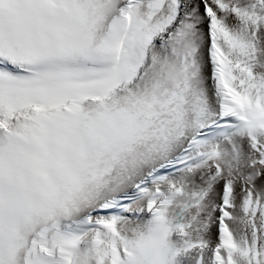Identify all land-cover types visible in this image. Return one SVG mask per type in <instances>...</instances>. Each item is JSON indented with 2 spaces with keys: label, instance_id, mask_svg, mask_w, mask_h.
<instances>
[{
  "label": "snow or ice",
  "instance_id": "1",
  "mask_svg": "<svg viewBox=\"0 0 264 264\" xmlns=\"http://www.w3.org/2000/svg\"><path fill=\"white\" fill-rule=\"evenodd\" d=\"M0 264H264V0H0Z\"/></svg>",
  "mask_w": 264,
  "mask_h": 264
}]
</instances>
